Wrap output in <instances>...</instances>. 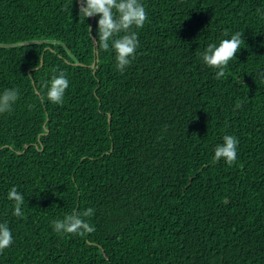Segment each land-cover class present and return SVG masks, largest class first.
Segmentation results:
<instances>
[{
    "label": "trees",
    "instance_id": "16d2710c",
    "mask_svg": "<svg viewBox=\"0 0 264 264\" xmlns=\"http://www.w3.org/2000/svg\"><path fill=\"white\" fill-rule=\"evenodd\" d=\"M141 3L120 71L79 0H0V93H19L0 114V223L13 235L0 264H264V0ZM236 32L217 80L201 54ZM61 71L54 104L44 85ZM225 135L239 141L231 166L214 160ZM87 208L93 232L54 231Z\"/></svg>",
    "mask_w": 264,
    "mask_h": 264
},
{
    "label": "clouds",
    "instance_id": "9594fccd",
    "mask_svg": "<svg viewBox=\"0 0 264 264\" xmlns=\"http://www.w3.org/2000/svg\"><path fill=\"white\" fill-rule=\"evenodd\" d=\"M79 15L87 19L99 16L97 22L98 44L104 50L110 48L115 53L116 67L123 71L135 59L136 50L139 47L137 32L147 20V13L141 0H81ZM123 33V35H118ZM243 43L242 34L236 32L230 39H223L219 45L208 44L201 54L203 62L218 71L215 74L217 80L225 75V68L230 60L236 58ZM69 80L64 72L53 74L51 79L45 83L46 98L54 104H62ZM19 99L17 89H5L0 93V114L10 112L12 105ZM240 105H237L239 107ZM238 139L233 135H225L223 142L216 145L214 160L223 159L231 166L237 159ZM8 199L15 202L13 215L22 217V205L25 197L13 186L8 192ZM94 209L87 208L82 213L66 215L62 220H54V231L62 234L82 236L93 232L86 217H91ZM13 243V235L8 224L0 223V252L10 247Z\"/></svg>",
    "mask_w": 264,
    "mask_h": 264
},
{
    "label": "water",
    "instance_id": "95a60500",
    "mask_svg": "<svg viewBox=\"0 0 264 264\" xmlns=\"http://www.w3.org/2000/svg\"><path fill=\"white\" fill-rule=\"evenodd\" d=\"M80 2H81V0H79V3H80ZM93 23H94V17H91V24H90V27H89V32H90V33H91V31H92ZM91 67L94 68V67H95V63H93V64L91 65Z\"/></svg>",
    "mask_w": 264,
    "mask_h": 264
}]
</instances>
